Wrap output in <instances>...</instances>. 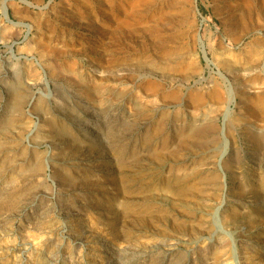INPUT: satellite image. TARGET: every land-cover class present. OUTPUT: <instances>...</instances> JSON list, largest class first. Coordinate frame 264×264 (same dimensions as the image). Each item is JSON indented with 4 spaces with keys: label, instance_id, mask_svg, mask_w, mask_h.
<instances>
[{
    "label": "rangeland",
    "instance_id": "374dc122",
    "mask_svg": "<svg viewBox=\"0 0 264 264\" xmlns=\"http://www.w3.org/2000/svg\"><path fill=\"white\" fill-rule=\"evenodd\" d=\"M0 264H264V0H0Z\"/></svg>",
    "mask_w": 264,
    "mask_h": 264
},
{
    "label": "bare ground",
    "instance_id": "6f19581e",
    "mask_svg": "<svg viewBox=\"0 0 264 264\" xmlns=\"http://www.w3.org/2000/svg\"><path fill=\"white\" fill-rule=\"evenodd\" d=\"M193 131V130H192ZM192 131H191V133H192ZM198 131V130H197ZM190 135V134H189ZM185 140V139H184ZM184 140H182V139H180L179 141L181 142H183ZM185 143V142H184ZM213 180H216V179H213ZM215 182V181H214ZM213 183V182H212Z\"/></svg>",
    "mask_w": 264,
    "mask_h": 264
}]
</instances>
